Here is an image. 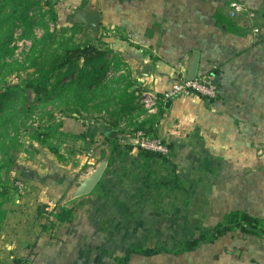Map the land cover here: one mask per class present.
I'll use <instances>...</instances> for the list:
<instances>
[{
  "label": "crops",
  "instance_id": "crops-1",
  "mask_svg": "<svg viewBox=\"0 0 264 264\" xmlns=\"http://www.w3.org/2000/svg\"><path fill=\"white\" fill-rule=\"evenodd\" d=\"M234 2L254 11L264 28V0H117L106 12L99 4L102 24L109 17L107 48L129 70V91L163 94L187 77V63L199 51V75L217 71L218 98L207 106L192 95L159 107L154 129L170 154L151 158L134 147L112 152L93 193L67 205L71 183L94 150L67 166L52 145L23 156L10 184L0 185V264H117L128 251L160 248H144L142 225L161 223L160 208L171 207V183L179 181L185 190L199 185L201 216L217 217L218 225L237 214L260 221L258 235L237 228L201 246L197 251L207 253L215 246V255L200 264H264V39L245 29L243 17L231 18ZM60 131L98 146L111 129L103 121L74 119ZM117 136L120 144L128 142L120 131ZM63 207L73 210L71 222L56 219ZM163 255L171 254L132 255L129 264H159Z\"/></svg>",
  "mask_w": 264,
  "mask_h": 264
},
{
  "label": "trees",
  "instance_id": "trees-1",
  "mask_svg": "<svg viewBox=\"0 0 264 264\" xmlns=\"http://www.w3.org/2000/svg\"><path fill=\"white\" fill-rule=\"evenodd\" d=\"M47 6L54 7V4L48 1ZM32 12L36 14L41 12L40 3L37 0H0V60L3 54L11 50L9 44L15 28L21 27L23 37L33 40L32 49L22 68L28 66V69L36 71L24 80V86L17 85L6 91H0V171L5 170L6 174L10 175L19 169L14 153L22 145V130L26 128L25 117L29 112L45 105L70 106L73 104V109L69 111L73 115L91 112L93 108L104 111L105 108L106 112L117 118L118 124L120 120H126L128 126H136V132L143 130L148 134L152 133L153 137H158L154 129L157 125V117L148 116L142 111L143 108L137 107V101L140 100L142 93L137 96L136 91H129L130 84L127 78L122 74L119 75L122 66L116 53L108 48L100 47L96 39L84 46L66 44L63 49L54 50L50 58L38 62L44 53L47 39L46 36L41 39L34 37L35 19L30 15ZM73 25L75 30L81 26ZM216 74L217 71L210 72V75ZM66 78H69L68 83H64ZM121 83L126 84V87L121 88ZM32 96L35 99L29 103L33 100ZM198 96L207 106L216 101V99ZM97 99L103 100L97 103ZM109 108L112 110L109 111ZM137 109L140 113L134 115ZM146 115L144 120L136 122ZM62 126L63 122L59 127ZM105 141L108 147H116L118 143L117 139L106 138ZM50 151L62 159L57 149L51 148ZM142 153L151 158L161 157L154 153ZM72 217L73 210L69 207L61 208L56 214V219L60 223L71 222ZM259 226V220L248 214H237L231 217L229 225H218L210 235H202L186 241L174 251L160 248L128 251L125 257L117 259L116 262L129 264L132 255L151 258L162 254L177 256L195 252L201 246L213 244L237 228L247 234L258 235Z\"/></svg>",
  "mask_w": 264,
  "mask_h": 264
},
{
  "label": "rangeland",
  "instance_id": "rangeland-1",
  "mask_svg": "<svg viewBox=\"0 0 264 264\" xmlns=\"http://www.w3.org/2000/svg\"><path fill=\"white\" fill-rule=\"evenodd\" d=\"M37 1L40 3L41 12L38 14L32 12L30 14L35 19L33 35L36 39H41L45 36L47 39L45 41L44 53L38 62H43L50 58L54 50H61L66 44L84 46L93 41V39L95 40L93 35L84 26H80L78 30H75L72 19L77 11L98 2L103 12H106L107 7H111L113 6L111 4L117 3V0ZM48 1H52L54 7L47 6ZM108 18V16L105 17V22L102 24L103 32L101 30L99 37L95 40L102 48H107L109 45L110 37L107 36V32L109 31H106L107 27H109ZM116 32L120 33L119 31ZM32 46L33 40L23 37V28H15L9 44L11 50L3 54L0 60L2 66L0 69V91H6L8 88H14L17 85L24 86V80L36 72L35 69H28V66L22 68V64L26 62ZM122 70L125 71L122 75L128 78L130 76L129 70L125 67H122ZM130 74L132 75L131 71ZM68 81L69 78H66L64 83H68ZM32 99L29 103H32L35 98L32 96ZM101 100L103 99H97L96 102L98 103ZM73 106V104L70 106L45 105L33 110L31 113L29 112L25 117L26 128L22 130V145L14 153L16 161L22 162V157L30 154L37 146L52 145L55 149L59 148L64 153L65 156H62V159H60L63 166L73 164V158L77 154L85 156L86 152L94 150L93 157H90V161L84 165L81 175L85 174L90 167L97 166L107 154L109 148L105 146L107 142L104 141L101 145L97 146L96 143L81 142L77 137L62 134L60 129L63 126L59 127L60 123H69L74 119L84 121L85 125L103 121L111 131L116 129L120 133H123L128 142L120 144L119 137L117 136L118 145L116 147L112 146V152L135 150L136 148L137 151L141 152L135 138V125H129L127 129H123L122 124L117 123L116 117L96 108H93L94 110L88 113L83 112L80 115H73L69 112L73 109ZM149 135L152 136V133H149ZM130 140H134L135 146L130 145L132 143ZM129 147H132V149H129ZM5 173V170L0 171V185L10 184L8 180L11 179V174L8 175L9 177H5ZM77 179L78 176L73 179L71 187L76 185ZM194 179L199 181V177ZM179 182L178 184L171 183V207L160 208L161 223L158 225H142L144 228V248L152 245L159 246L163 250L174 251L186 241L199 238L204 234H210L218 225L216 222L217 217L206 218L201 216L203 210L200 208L199 185L193 182L192 186H187L191 188L185 190L184 187L186 186H183L184 184L181 181ZM214 248L215 246L207 247V249L211 250L210 253L212 254L207 253L206 250L202 252L199 250L185 255H163V257L159 258L158 262L159 264H200L214 259Z\"/></svg>",
  "mask_w": 264,
  "mask_h": 264
},
{
  "label": "built area",
  "instance_id": "built-area-1",
  "mask_svg": "<svg viewBox=\"0 0 264 264\" xmlns=\"http://www.w3.org/2000/svg\"><path fill=\"white\" fill-rule=\"evenodd\" d=\"M231 18L243 17L245 29L254 37L264 39V28L257 23V14L250 10L245 4L234 2L231 4ZM192 95L214 100L218 98V86L214 76L210 74L198 75L194 80H188L185 75H181L175 84L168 91L161 95L143 92L140 98V105L147 113L152 116L158 113L159 107L167 102H175L180 99L188 98ZM126 122L122 123V128H126ZM135 138L139 149L142 152L154 153L161 156L170 154L169 146L159 137H153L146 131L135 132ZM18 188H22V183H17ZM21 264H31L29 260H24Z\"/></svg>",
  "mask_w": 264,
  "mask_h": 264
},
{
  "label": "water",
  "instance_id": "water-1",
  "mask_svg": "<svg viewBox=\"0 0 264 264\" xmlns=\"http://www.w3.org/2000/svg\"><path fill=\"white\" fill-rule=\"evenodd\" d=\"M72 21L73 24L84 26L85 29L97 39L101 33L102 27V14L99 3L96 2L87 6L85 9L77 11ZM200 56L201 54L199 51H194L191 59L188 61V80H194L199 75ZM166 105L169 106L170 103L167 102ZM117 135L118 131L112 130L107 132L106 137L110 140H115ZM111 153L112 146L108 148L105 158L97 166L90 167L85 174L78 177L76 185L72 186L65 196L63 205H67L93 193L101 183L109 167Z\"/></svg>",
  "mask_w": 264,
  "mask_h": 264
}]
</instances>
